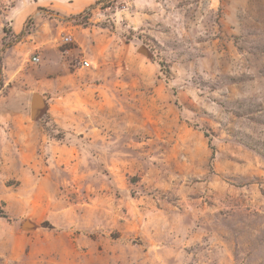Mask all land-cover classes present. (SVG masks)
<instances>
[{
	"label": "rangeland",
	"instance_id": "rangeland-1",
	"mask_svg": "<svg viewBox=\"0 0 264 264\" xmlns=\"http://www.w3.org/2000/svg\"><path fill=\"white\" fill-rule=\"evenodd\" d=\"M0 264H264V0H0Z\"/></svg>",
	"mask_w": 264,
	"mask_h": 264
},
{
	"label": "trees",
	"instance_id": "trees-1",
	"mask_svg": "<svg viewBox=\"0 0 264 264\" xmlns=\"http://www.w3.org/2000/svg\"><path fill=\"white\" fill-rule=\"evenodd\" d=\"M83 18V15H78L76 17H72L71 20L75 21V22H80L79 20ZM85 20H88V18H84ZM82 23V22H81ZM86 22H83V24H85Z\"/></svg>",
	"mask_w": 264,
	"mask_h": 264
},
{
	"label": "water",
	"instance_id": "water-1",
	"mask_svg": "<svg viewBox=\"0 0 264 264\" xmlns=\"http://www.w3.org/2000/svg\"><path fill=\"white\" fill-rule=\"evenodd\" d=\"M37 101H38V99H37V97H35L34 100H33V104H32L34 108L37 107ZM29 226H30L29 223H26L25 224V227L26 228H28Z\"/></svg>",
	"mask_w": 264,
	"mask_h": 264
},
{
	"label": "built area",
	"instance_id": "built-area-1",
	"mask_svg": "<svg viewBox=\"0 0 264 264\" xmlns=\"http://www.w3.org/2000/svg\"><path fill=\"white\" fill-rule=\"evenodd\" d=\"M34 62H39V59L38 58H34ZM90 66V63L89 62H87V61H85L84 63H83V67H89Z\"/></svg>",
	"mask_w": 264,
	"mask_h": 264
}]
</instances>
